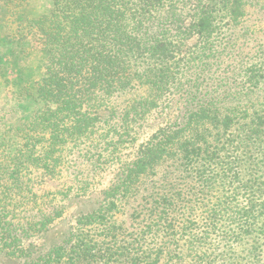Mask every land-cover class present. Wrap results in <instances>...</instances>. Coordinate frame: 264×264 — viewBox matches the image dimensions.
<instances>
[{
	"label": "trees",
	"instance_id": "16d2710c",
	"mask_svg": "<svg viewBox=\"0 0 264 264\" xmlns=\"http://www.w3.org/2000/svg\"><path fill=\"white\" fill-rule=\"evenodd\" d=\"M48 2L37 15L36 0H0L6 18L0 24L3 33L12 41L37 38L47 57L40 78L28 81L26 87L41 107L10 128L7 143L1 141L0 187L21 190L18 201L26 211L25 205L36 203L35 194L22 191L31 181V170L52 176L63 148L94 134L100 123L110 129L102 136L114 139L113 129L136 124L152 110L177 99L182 107L177 121L152 136L106 194L119 201L148 168L169 159L179 161L186 190L173 187L150 196L148 222L135 234L133 244L122 248L124 252H111L107 247L103 253L95 252L97 244L83 233V223L102 221L112 211L104 205L81 216L82 225L64 244L28 256L15 252L6 259L12 264H183V254L199 252L202 241H207L209 233L224 219L236 225L224 236L234 237L242 245L251 242L246 251L251 252V264L257 262L259 258L252 252H262V246L259 240L251 239L255 232L264 236V221L260 222L264 217V191L246 189L232 193L233 203L228 198L211 208L205 206L207 231L200 237L191 218L193 200L201 198L204 188L212 185L219 151L210 146L214 139L226 135L224 143H232L228 135L233 127L248 120L247 125L239 127L246 130L237 143L247 148L258 141L256 148L264 156L263 65L240 63L235 72L241 86L235 92L217 91L222 89L223 79L201 76L205 64L210 63L207 58L213 62L219 59L214 54L221 28L228 32L238 23L241 0ZM193 37L196 50L183 53ZM229 146L222 151L236 155ZM224 158L219 164L227 173L233 165L226 161L227 156ZM8 213L13 218L21 211H15L12 204ZM43 218L48 219L45 215ZM9 226L14 224L9 222Z\"/></svg>",
	"mask_w": 264,
	"mask_h": 264
},
{
	"label": "rangeland",
	"instance_id": "374dc122",
	"mask_svg": "<svg viewBox=\"0 0 264 264\" xmlns=\"http://www.w3.org/2000/svg\"><path fill=\"white\" fill-rule=\"evenodd\" d=\"M48 5V0H36L35 13L40 15ZM4 17L0 10V24L6 19ZM224 30L221 28L216 40L218 51L214 57L219 59L213 62L212 58H207L206 61L210 63L205 64L206 71L201 76L206 79H223V87L217 91L227 89L235 92L241 86L239 73L235 72L240 63L260 62L264 67V0H241L238 23L233 30ZM37 42V38L12 41L0 26V144L2 140L8 142L11 127L28 119L35 109L41 107L39 101H35L26 89L28 81L34 82L40 78L47 58ZM195 42V37L187 41L182 52H194L196 49L192 45ZM181 110L180 101L171 100L152 110L136 124L113 129L111 134L114 139L102 136L106 135L109 128L100 123L94 134L77 143L67 144L54 175L50 176L37 169L30 171L31 181L22 191L35 194L36 203L25 205L26 211H22L24 205L18 201L23 195L21 190L11 191L0 187V264H12L6 256L15 252H25V256H28L32 252H42L64 244L82 225L81 216L98 211L104 205L112 211L102 221L86 225L83 223L81 228H84V235L97 244L95 252L103 253L106 247L111 252H124L122 248L130 247L135 234L144 228L150 217V196L167 192L173 187L186 190L183 187L186 180L179 168V161H160L151 170L148 168L135 182L131 192L117 202L106 192L116 183L123 170L137 159L152 136L177 121ZM247 122L242 120L233 127L228 135L232 143H224L225 135L210 144L219 149L217 166L213 168L212 185L208 189L204 188L205 194L201 198L193 200L194 212L191 218L198 226L197 237L207 231L206 219H203L206 207L226 202L228 198L229 203H233L232 193L246 189L264 191V156L261 149L256 148L258 141L247 148L237 143L239 135L246 130L239 127L247 125ZM12 143L9 140V144ZM226 146L234 148L236 155L223 152L222 148ZM9 147L14 148L15 145ZM224 156L234 166H230L227 173L223 172L219 164L225 160ZM191 185L199 187L197 183ZM112 201L114 206L109 204ZM12 204L15 211H21L13 218L8 213ZM44 215L48 219L44 220ZM261 221H264V217ZM9 222L14 226H9ZM234 226L221 219L216 230L209 233V239L202 241L199 252L183 254V264H251V252L246 249L252 243L248 241L247 245H242L243 242H239V245L234 237L230 239L224 236L229 235ZM15 235L18 238L14 240L12 237ZM251 240H259L263 250L256 254L252 252L259 258L253 264H264V236L255 232Z\"/></svg>",
	"mask_w": 264,
	"mask_h": 264
}]
</instances>
